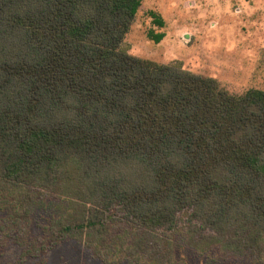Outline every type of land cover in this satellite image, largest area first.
Returning <instances> with one entry per match:
<instances>
[{
    "label": "trees",
    "instance_id": "obj_1",
    "mask_svg": "<svg viewBox=\"0 0 264 264\" xmlns=\"http://www.w3.org/2000/svg\"><path fill=\"white\" fill-rule=\"evenodd\" d=\"M143 1L0 0V228L19 241L63 196L35 251L71 238L103 264H172L183 234L261 263L264 89L130 53Z\"/></svg>",
    "mask_w": 264,
    "mask_h": 264
},
{
    "label": "rangeland",
    "instance_id": "obj_2",
    "mask_svg": "<svg viewBox=\"0 0 264 264\" xmlns=\"http://www.w3.org/2000/svg\"><path fill=\"white\" fill-rule=\"evenodd\" d=\"M152 10L161 16L163 26L155 22ZM150 30L164 32L163 38L155 41ZM124 43L136 56L160 63L179 61L185 69L217 78L233 92L264 89V0H144ZM67 206L63 196L48 197L36 206L26 235L19 239L24 244L7 227L0 228V264H103L71 238L46 251L33 248L34 242L43 243L48 226L65 214ZM4 216L0 209V223ZM119 229L113 232L119 234ZM175 243L172 264H264L220 261L216 249L198 251L183 234Z\"/></svg>",
    "mask_w": 264,
    "mask_h": 264
}]
</instances>
